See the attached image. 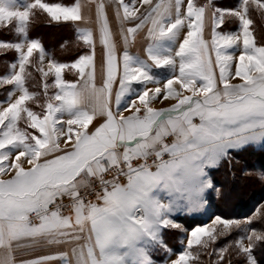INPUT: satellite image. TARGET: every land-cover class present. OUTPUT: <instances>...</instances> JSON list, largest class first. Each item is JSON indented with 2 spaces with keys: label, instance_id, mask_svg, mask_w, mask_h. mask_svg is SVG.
Instances as JSON below:
<instances>
[{
  "label": "snow or ice",
  "instance_id": "obj_1",
  "mask_svg": "<svg viewBox=\"0 0 264 264\" xmlns=\"http://www.w3.org/2000/svg\"><path fill=\"white\" fill-rule=\"evenodd\" d=\"M137 2L141 6L149 5L148 10L138 15ZM14 3L15 0H0V26L15 21V33L22 37L20 42L0 41V51L14 50L18 54L16 61L10 63L9 72L0 77V87L13 86L8 99L0 102V177L14 173L11 179L0 178V264H14V249L30 246L26 241L41 239L49 244L83 239V244L72 249L75 264H153L151 250L160 247L170 251L163 243L162 229L179 227L169 219L170 215L181 207L189 212L203 207V193L212 187L205 169L227 159L229 150L264 143V47L256 46L250 31L253 22L248 18L250 4L264 12V0H242L237 10L215 8L210 43L203 39L202 33L205 12L212 7V0L205 6L187 0L183 15L184 0H158L155 4L153 0H109L116 5L125 45L129 36L134 37L150 24L148 38L152 43L147 48L148 60L157 68L167 66L173 70L163 89H145L130 101L124 110L134 108L135 112L127 117L120 111L121 101L132 94L133 84L152 82L153 76L146 61L130 56L127 51L122 57L120 73L103 0L96 7L99 42L105 49L107 67L103 86L97 89L93 83L94 54L80 56L71 65L50 62L48 68L55 75L51 86L59 91L47 97L49 85H44L46 103L42 113L26 106L36 96L25 86L31 75L30 58L38 52L41 64L44 59L39 41L27 39L30 14L39 9L53 21L61 18L78 21L82 19L81 5L79 0L72 7L34 0L19 11L13 10ZM226 13L239 19L238 33L216 31ZM129 20L138 22L125 33L123 23ZM185 23L187 36L178 51L174 56L162 55V51L170 52L164 42L175 41ZM80 38L94 49L92 31L81 30ZM241 42L242 51L231 78H239L243 83L231 84L229 70L234 56L227 49L238 47ZM176 57L178 75H175ZM69 67L84 81L79 89L75 83L62 79V72ZM38 70L44 77L49 74L42 67ZM117 79L118 118L110 109ZM218 83L223 87L219 88ZM176 84L190 95L174 89ZM16 92L20 94L13 101ZM162 93L164 100L173 99L177 103L168 109L155 110L150 102ZM53 100L59 103L54 104ZM86 101H93L91 112L86 110ZM5 103L7 107H3ZM138 103L143 108L142 115ZM65 113L69 116L67 127L58 128L63 122L57 114ZM96 115H103L106 120L89 133L88 126ZM197 118L199 123H194ZM22 120L24 129L19 127ZM28 128L39 135L27 131ZM61 136H67L64 143L70 144V148H60ZM168 136L175 138L171 144L164 142ZM165 154L168 159H164ZM152 156L155 159L148 164ZM140 160L144 162L134 166L133 162ZM23 163L30 167L25 169ZM110 171L114 173L113 179L105 180L104 174ZM121 176L126 178V183L119 182ZM92 178L101 187L96 193L99 204L86 203L80 194L82 187L91 185ZM64 197L72 202V215L61 212L63 205L57 201L62 202ZM214 224L228 229L236 222L217 217ZM214 231L215 228L210 231L207 227H196L187 239V248L192 249L194 244L207 247L216 239ZM203 237L208 240H202ZM253 237L255 241L264 240V235L253 232L247 237L248 247L242 241L237 242L248 264H256L252 257ZM226 250H220L219 260H223ZM194 258L190 251H184L172 264H189ZM55 259L72 264L67 254L44 256L21 264H47Z\"/></svg>",
  "mask_w": 264,
  "mask_h": 264
},
{
  "label": "trees",
  "instance_id": "obj_2",
  "mask_svg": "<svg viewBox=\"0 0 264 264\" xmlns=\"http://www.w3.org/2000/svg\"><path fill=\"white\" fill-rule=\"evenodd\" d=\"M48 4H60L70 7L73 0H43ZM65 2L68 5L62 4ZM197 6L208 4V0H195ZM239 0H212V8L222 10H236ZM39 13V12H38ZM43 21H32L38 16L37 12L30 14L28 23L27 39L39 41L44 52L52 62L59 64H72L80 56L86 53L84 45L79 41L75 28L69 24H53L44 13ZM248 18L252 20L250 29L253 33L257 46H264V12L258 11L255 6H249ZM224 27L219 30L231 32L236 30L237 24L234 18L226 17L223 22ZM0 40L9 42H19L20 37L11 27L0 30ZM48 43L54 46H48ZM9 54L3 53L0 56V77L6 75L10 69V63L16 61L14 50ZM28 72L31 73L26 79V87L30 93H35V99L27 102V107L37 113L43 112V105L46 103L45 83L38 72V59L34 54ZM5 95L3 96V94ZM8 93V89L0 91V100H3ZM47 97H49L47 91ZM24 129V127H20ZM211 182L217 192L214 195L208 192L206 202L212 211V216L219 217L225 221L241 222L250 220V232L264 235V216L254 220L252 217L258 211L261 202L264 201V145L260 149L246 148L239 152L229 153L227 159H223L219 166L208 172ZM85 190V189H84ZM175 221L185 227L186 230H193L195 226L204 224L201 218H189L186 216L177 217ZM244 228L233 229L228 235H219L214 243L209 242L207 247L197 246L192 249L193 257L191 264H248L247 256L239 252L237 242L245 236ZM230 230V229H229ZM228 230V231H229ZM163 243L168 249L179 253L182 251L180 245L181 235L174 230H164ZM254 240V239H253ZM255 241V240H254ZM227 249L223 254V260H219L220 250ZM161 255L153 253L155 260L162 261L165 251L160 248ZM157 253V252H156ZM252 257L256 264H264V240L255 241L252 248Z\"/></svg>",
  "mask_w": 264,
  "mask_h": 264
},
{
  "label": "rangeland",
  "instance_id": "obj_3",
  "mask_svg": "<svg viewBox=\"0 0 264 264\" xmlns=\"http://www.w3.org/2000/svg\"><path fill=\"white\" fill-rule=\"evenodd\" d=\"M153 1H155V0H153ZM34 2V0H15V3L12 5V8H13V10H19V11H23L24 10V7H25V5L26 4H28V3H33ZM98 2H100V0H96V2H92V4L95 6V7H97V3ZM184 2H186L187 3V0H184ZM80 3V5H81V17H82V19L81 20H78L77 21V26H78V28H79V35H80V37H81V30H88V22H90V16H92L94 19H95V22L97 23V16H96V9L95 10H93V9H89V8H87V1L86 0H83L82 2H79ZM103 3L105 4V8L108 6V8L109 9H105V13H106V15H107V17H108V20L109 19H113V20H117V18H116V5L114 4V3H109V0H103ZM62 4H65V5H68V4H66L65 2H63ZM154 4V3H153ZM64 6V5H63ZM136 7L137 8H139V13H138V15H140V14H143V13H145L147 10H148V8H149V5H143V6H141L140 5V3L139 2H137L136 3ZM211 9L212 10H214L212 7H211ZM93 10V11H92ZM33 12H37V15H40L39 13H43V11L42 10H39V9H34V10H32V13H31V15L33 14ZM39 12V13H38ZM121 15H122V13H121ZM226 17H228V19L229 18H233V16H230V15H228L227 13L225 14V16H224V20H225V18ZM45 19V17L44 16H42V15H40V16H38L37 17V19H36V16L35 17H33V19H32V21H43ZM61 20H63L62 18H61ZM224 20H223V22H224ZM60 21V20H59ZM135 20H129V21H127V27L126 28H129V27H132V25L135 23V22H138V21H135ZM207 21V20H206ZM16 22H13V23H10L9 24V28H11V27H13L14 28V26L16 27V24H15ZM126 24V23H125ZM207 28H208V31H209V35H210V29H211V33H212V24L209 22V21H207ZM6 25V24H5ZM5 25H3V26H0V30H3V28L5 27ZM97 26H98V29H99V25H98V23H97ZM113 26H118L117 24H115V25H113ZM221 27H224V25L222 24V26H220L219 28H218V30H216L218 33H222V34H227L225 31L224 32H222L221 30H219ZM110 31H111V33H112V41L115 43V50H116V56L117 57H119V55H121L120 57H123V54H124V52L125 51H128V50H133L134 48H135V46L137 45V46H140V45H142V44H147L148 43V41L150 40V39H148V38H146L144 41H143V43L141 42H135L134 41V39H133V36H129L128 37V42H127V45H125V41H124V38H123V35L122 34H120V35H118V33H117V31H116V28H110ZM185 34H187V32L185 31V29L182 27L181 28V30H180V32H179V34L177 35V37H176V39H175V41H173V45H174V47H175V49H178L179 48V46H180V44L183 42V39H184V35ZM208 35V36H209ZM93 39H94V49L92 48V47H90L89 45H87V44H85L84 43V41H83V39H81V38H79V41L84 45V47H85V49H87L86 51H88V50H90L89 51V53L91 54V51H97V52H95V53H99V55H101L102 57H97V58H94V61H95V64H98V65H102V67H106V58H104L105 57V49L103 48V46L100 44V42H99V30H97L96 32H95V35L93 36ZM95 39H97V40H95ZM210 41H211V39H209L208 41H206V42H209L210 43ZM166 42V41H165ZM148 44H150V43H148ZM168 44L170 45V43L168 42ZM47 45L48 46H54V44H51V43H48V41H47ZM171 48V47H170ZM11 51H9V50H6V51H0V56H2L3 55V53H5V54H9ZM227 52H228V54H231V55H233L234 56V60L232 61V62H230V65H231V63H233V62H236L237 61V56H236V51H235V47H233V48H229V49H227ZM88 53V54H89ZM94 53V54H95ZM163 53H165V52H161V54L163 55ZM36 55V57H37V59H38V69L39 68H43V71L44 72H48L49 74H48V76L47 77H44L43 75H42V72L41 71H39L38 70V72H39V74H40V76H41V79L43 80V82L45 83V84H47V85H49V87H48V89H47V91H48V94H49V97H52V96H54L57 92H58V90L56 89L55 90V87H52L51 85H53V79L55 78V75H54V72H52V71H50L49 70V68H48V65H49V63H50V61H49V57L48 56H46V54H44V59H43V62H42V64H41V62H40V59H39V53L38 52H34L33 53V55ZM87 53H85V54H83L82 56H84V55H86ZM211 56H212V59L214 60V58H215V53L214 52H212L211 53ZM118 58V60H122V58ZM132 57H134V56H132ZM32 58V57H31ZM49 58V59H48ZM140 60H143V61H146L147 63H149L148 62V59L147 58H140V57H138ZM176 59V62H177V67H176V75H178L179 74V72H178V65H179V58L178 57H176L175 58ZM121 66L123 67V64L121 63ZM151 68L153 69L151 72H150V70H149V73H150V75H152L153 76V81L152 82H156L157 81V83H165L166 81H167V79H169L171 76H172V72H173V70L171 69V68H169V67H167V66H164V67H160V68H157V67H154V65H151ZM100 70L98 71L96 68H95V70H94V74H95V76H96V78L94 79V83H97V82H103L104 81V79H106V76H105V74H104V72H103V70L101 69V68H99ZM65 70V69H64ZM66 71V70H65ZM69 71L71 72L72 71V73H70V72H67V73H65L67 76H69V77H73L74 76V78H77L76 79V81L80 78V76H79V73L75 70V69H72V68H69ZM85 71H87V69L85 70ZM158 71H160V72H158ZM215 74H216V76H217V78H218V76H219V69L217 68V69H215ZM232 72H231V66H230V70H229V82H231V80L233 79V78H231L232 77ZM99 76H100V79H99ZM51 79H52V82H51ZM100 84V83H99ZM199 84H200V82L199 81H197V86H199ZM136 85V87H144V86H147V87H149L150 85H151V82H145L144 84H135ZM10 86H12V85H5V86H3V87H0L1 89H0V91H5L8 87H10ZM101 86V85H100ZM218 87L219 88H222L223 86H222V84H219L218 83ZM173 88L174 89H176L177 91H180V92H182L183 93V95H190V93H188V92H183V90L182 89H180V87H179V85L178 84H176V85H173ZM115 91H117V90H115ZM139 91V89H133V91H132V94L131 95H126V98H132L133 96V93H136V92H138ZM141 92V91H140ZM19 92H16L15 93V95H13V97H12V100L14 101L16 98H18V96H19ZM5 95V93L3 94V96ZM152 95V93L150 92V96ZM132 96V97H131ZM135 97H137V94L133 97V98H135ZM194 99H200V97H194ZM151 101H154V102H150V106L151 107H157V108H162V109H168V108H171L172 107V105H170V104H174L175 102H176V100H173V99H168V100H164L163 99V93L161 94V96H159V97H156L155 99H153V100H151ZM52 103H54V104H57V103H59V102H57V101H51ZM168 107H167V106ZM170 105V106H169ZM8 105L5 103V104H3V107H7ZM166 106V107H165ZM164 107V108H163ZM161 109V110H162ZM86 110H88L89 112H91V110L90 109H86ZM130 113V112H129ZM123 114V113H122ZM125 114H127V113H125ZM141 115L143 114V108L141 107V113H140ZM58 115V117H60L61 118V120H62V125H57V127L59 128V127H64L65 129H66V127H67V125H66V121H67V119L69 118V116L65 113V114H63V115H61V114H57ZM98 117H100V115H96L95 116V118L93 119V120H97L98 119ZM97 118V119H96ZM194 123H199V120H198V118L197 119H195L194 120ZM73 128H74V130H75V128H76V126H73ZM88 128H89V126H88ZM88 130V129H87ZM27 131H29V132H32L33 134H36V135H39L38 133H36L35 132V130H33V129H30V128H28L27 129ZM67 139V136H61L60 138H59V144H60V147H61V149L62 148H65V147H67L66 145H65V143H64V141ZM174 137L173 136H168V137H166L165 138V142H167L168 144H171L173 141H174ZM73 140H74V138H73ZM70 145V144H69ZM153 158L152 159H148V163L149 164H152L153 163V161H154V159H155V157L154 156H152ZM165 158H168L167 156H164V159ZM22 161H23V158H22ZM140 161H142V160H140ZM135 162H137V161H135ZM10 163V162H9ZM23 167H25V169H27L28 167H30L29 165H27L26 163H23V165H22ZM210 170H208V172H209ZM208 172H206V179H208V180H210V182H211V179H210V176H209V174H208ZM14 173H10V174H8V175H4L3 177H0V178H3V179H11L12 178V175H13ZM211 184H212V187L211 188H209V189H206L205 190V192L203 193V201H204V203H203V207L200 209V211H197V212H189L187 209H185V208H177L171 215H170V217H169V219H171L175 224H177V225H179V227H177V228H168V229H166V228H164V230H168V231H171V230H174L175 232H177V233H179V235H181V240H180V244H182L183 243V246H182V250H184V251H192V249H194V248H196L197 246H200V245H197V246H194V247H192V249H188L187 248V239H188V237L190 236V231H192V230H190V231H188V230H186L185 229V227H183V226H181V224H179L178 222H176L175 221V218H177V217H180V216H186V217H189V218H193V217H195V218H201V219H203L204 220V224L203 225H200L201 227H207L210 231L213 229V228H215V231L213 232V235L216 237V239H215V241L214 242H216L217 240H218V238H219V236H216L218 233H219V235H228L231 231H233V229H238L239 227L240 228H244V229H246L247 231H245V236H243L239 241H242L243 242V245H244V247H248V245H249V240L247 239V237L248 236H250V235H252V232H250L248 229H250V227H249V225H250V220H243V221H241V222H236V224H233L230 228H228V229H225L224 227H223V225H217V224H214V221L216 220V216H212V211H211V209L209 208V206H208V204H207V202H206V196H207V194H208V192H211V193H213L214 195L216 194V192H217V190H216V188L214 187V185H213V183L211 182ZM206 206H208V208L210 209V211L209 210H207L206 209ZM70 213V212H69ZM69 213H66V214H63V215H67V214H69ZM182 214V215H181ZM264 216V201H262L261 202V205L259 206V209H258V211L254 214V216L252 217L254 220H258V219H261L262 217ZM200 226H195L194 228H193V230L196 228V227H200ZM230 229V230H229ZM244 229H243V232H244ZM163 230V229H162ZM229 230V231H228ZM162 233H163V231H162ZM161 233V234H162ZM221 233H223V234H221ZM253 239L255 240V237H253ZM202 240H208V237H203L202 238ZM214 242H211V243H214ZM160 249V247H157L156 249H154V250H151L150 252H152V253H154V254H156V255H161V251H158ZM162 250H163V252L165 251V249L164 248H161ZM183 251V252H184ZM157 252V253H156ZM192 254V253H191ZM174 257H176V256H174ZM190 260H192V259H190ZM190 260H189V264H191V262H190ZM175 261V260H174ZM173 262V261H172ZM172 262L170 263V264H172Z\"/></svg>",
  "mask_w": 264,
  "mask_h": 264
},
{
  "label": "crops",
  "instance_id": "obj_4",
  "mask_svg": "<svg viewBox=\"0 0 264 264\" xmlns=\"http://www.w3.org/2000/svg\"><path fill=\"white\" fill-rule=\"evenodd\" d=\"M83 0H79V2H82ZM87 1V8H89V9H93V10H95L96 9V7L92 4V2H91V0H86ZM156 2H158V0H155V1H153V3L155 4ZM193 2H194V4L197 6V4L195 3V0H193ZM241 2H242V0H239V4H238V6H237V8H236V10L239 8V6H240V4H241ZM77 3V0H73V4H72V6H75V4ZM50 5H56V4H50ZM60 5V4H59ZM186 5H187V3L186 2H184V6L182 7V9H181V13H182V15L186 12ZM205 5H207V4H204V5H202V6H205ZM62 6V5H61ZM72 6H70V7H72ZM249 6H252L251 4L249 5ZM254 6V5H253ZM105 9H109L108 8V6L105 8ZM92 10V11H93ZM212 12H213V10L211 9V7L210 8H207L206 9V12H205V18H204V28H203V33H202V37H203V39L205 40V41H208L209 39H211V29H210V35H209V31H208V28H207V21H209L211 24L213 23V20H212ZM47 17H48V19L53 23V24H69V25H72L74 28H75V30H76V32H77V34H78V37L80 38V35H79V28H78V26H77V21H64V20H60V21H53L49 16H48V14L47 13H45V12H43ZM175 18V14H174V10H173V19ZM234 19H235V21H236V24H237V28H236V30H234V31H231V32H226L227 34H234V33H238L239 31H240V22H239V19L237 18V17H233ZM207 20V21H206ZM136 21V20H135ZM134 21V22H135ZM13 22H15V21H12V23ZM108 23H109V28H116V31H117V33H118V35H120L121 34V24L117 21V20H113V19H109L108 20ZM126 23V24H125ZM137 22H135L133 25H132V27H134L135 26V24H136ZM16 24V23H15ZM115 24H117L118 26H113V25H115ZM129 25V24H128ZM127 21H125L124 23H123V29H124V32L126 33V30H127ZM8 26H9V24H6L5 25V27L3 28V29H5V28H8ZM88 30H90V31H92V33H93V36L95 35V32L97 31V30H99L98 29V26H97V23L95 22V19L92 17V16H90V22H88ZM151 25L149 24V25H146L143 29H141V30H139V31H137V33L134 35V37H133V39H134V41L135 42H142L143 43V41L146 39V38H148V28L150 27ZM183 28L185 29V31L187 32L188 31V28H187V23H185V25L183 26ZM219 28V27H218ZM218 28L216 29V30H218ZM250 31H251V29H250ZM252 32V31H251ZM209 35V36H208ZM186 36H187V34H185L184 35V38H186ZM254 37V36H253ZM149 39V38H148ZM22 40V37H20V40H19V42ZM95 40H97V39H95ZM1 41V40H0ZM28 41H31V40H29L28 39ZM168 42L169 41H166V42H164V45H165V47H168L169 49H170V52H167V53H163V55H173L174 56V54H175V52L176 51H178V49H175V47H174V45H173V41L172 42H169L170 43V45L168 44ZM148 43H152V41L151 40H149L148 41ZM142 44V45H140V46H135V48L133 49V50H128L127 51V53L130 55V56H134V57H140V58H147L148 59V56H147V48H148V46L150 45V44ZM257 46V45H256ZM171 47V48H170ZM258 47H264V46H258ZM88 49V48H87ZM3 51H6V50H3ZM89 51L90 50H88V51H86V55H93L95 52H97V51H91V54L89 53ZM235 51H236V56H237V61L236 62H233V63H231V72H232V74H234V72H235V64L238 62V56L241 54V51H242V42L240 43V45L238 46V47H235ZM16 53V52H15ZM89 53V54H88ZM44 54H46L45 52H44ZM17 53H16V59H17ZM46 56H47V54H46ZM121 55H119V57H120ZM97 57H102L101 55H99V53H95L94 54V58H97ZM119 57H117V58H119ZM104 58H106V56L104 57ZM120 58H122V57H120ZM49 59V58H48ZM49 61L50 62H52L50 59H49ZM119 62H120V73L122 74V70H123V67L121 66V63H122V60L120 59L119 60ZM148 64L150 65V72L153 70L152 68H151V65H152V63H151V61H149L148 60ZM71 65V64H70ZM155 67V66H154ZM70 68V67H69ZM69 68H65V70L62 72V79L65 81V82H67V83H75L76 85H77V88L79 89L82 85H83V83H84V81L83 80H81V78H79L77 81H76V79L77 78H74V76L73 77H69V76H67L65 73H67V72H70L69 71ZM95 68L99 71L100 69L99 68H101L102 70H103V72H104V74H105V76L107 75V67H102V65H98V64H95V61H94V70H95ZM10 70V69H9ZM9 72V71H8ZM88 72V69H87V71H86V73ZM158 72H160V71H158ZM70 73H72V71L70 72ZM98 75V74H97ZM96 75V76H97ZM175 75H176V70H175ZM96 76H95V74H94V79L96 78ZM172 76H173V72H172ZM171 76V77H172ZM170 77V78H171ZM99 79H100V76H99ZM54 81H55V78L53 79ZM54 81H53V84H54ZM51 82H52V79H51ZM93 83H94V81H93ZM100 83V84H99ZM166 83V82H165ZM231 84H241V83H243V81H241L239 78H235V79H232L231 80V82H230ZM94 85H95V87L97 88V89H99V88H101L102 86H103V82H97V83H94ZM101 85V86H100ZM163 85H164V83L162 84V83H157V81L156 82H151V85L149 86V87H147V86H144V87H136V85L135 84H133L132 85V89H139V91L138 92H136V93H133V97L136 95V94H138L140 91L142 92V91H144L145 89H155L156 87H160L161 89H163ZM118 86H119V79H117V81L114 83V85H113V90H112V98H111V103H110V109H111V111L113 112V114L114 115H117V118H118V114H117V108H116V105H115V93H116V91L115 90H118ZM1 89V88H0ZM8 89V93L10 92V91H12V89H13V86H10V87H8L7 88ZM57 88H55V90H56ZM58 91H59V89H57ZM8 93L6 94V97L3 99V100H0V102H3V101H6L7 99H8ZM131 96V97H132ZM126 98V96L123 98V100L121 101V105H120V111L123 113V115L124 116H131L134 112H135V109L133 108L131 111H125L124 109L125 108H127L128 106H129V103H130V101L132 100V99H137V97H135V98ZM151 102H154V101H151ZM93 103V101H86V105H85V107H86V109H90L91 110V104ZM155 103V102H154ZM175 103H177V101L175 102ZM174 103V104H175ZM156 104V103H155ZM26 105H27V103H26ZM170 105H173V103L172 104H170ZM169 105V106H170ZM167 106V105H166ZM165 106V107H166ZM137 107H142L141 105H139V103L137 104ZM168 107V106H167ZM164 108V107H163ZM154 109L155 110H161L162 108H157V107H154ZM130 112V113H129ZM125 113H127V114H125ZM97 119V118H96ZM105 120H106V117L105 116H103V115H100V117H98V119L97 120H93L92 121V123L91 124H89V128H88V132L89 133H91V132H93L97 127H99L102 123H104L105 122ZM26 127V125H25V123H24V121L22 120V121H20L19 122V127ZM74 138V137H73ZM165 142V141H164ZM165 143H167V142H165ZM263 145H264V143H261V144H255V145H248V146H245L244 148H242V149H240V150H229V153H231V152H239V151H241V150H243V149H246V148H253V149H260L261 147H263ZM67 147H71V145H68ZM61 148V147H60ZM62 149H65V148H62ZM120 151H122V149H120ZM165 156H167V154H165ZM168 157V156H167ZM222 161V160H221ZM220 161V162H221ZM220 164V163H219ZM219 164L217 165V166H215V167H208V168H206L205 169V172H208V170H212V169H215V168H217L218 166H219ZM88 187H82L81 189H80V192L81 191H83L84 189H87ZM94 203H97V204H99V203H101V201H98V200H95V201H93ZM206 209L207 210H209L210 211V209L208 208V206H206ZM68 215H72V212H70L69 214H67V215H65V216H68ZM182 215V214H181ZM180 217H182V216H180ZM201 227V226H200ZM166 229H168V228H166ZM162 231H164V229L162 230ZM191 232V231H190ZM163 234V233H162ZM83 235V234H82ZM25 243H28L30 246H28V247H25V248H21V249H14V251H13V253H12V255H13V257H14V264H21V261H26V260H35V259H38V258H40V257H44V256H57V255H59V254H67V258H68V260L69 261H71L72 262V264H75V261H74V258H73V256H72V249L77 245V244H83L84 243V241H83V239H81L79 242H76V241H67V242H62V243H51V244H49V243H47L45 240H43V239H41V240H39L38 242H31V241H26ZM181 243V242H180ZM181 246H183V243L182 244H180ZM194 246H197L196 244H194L193 245V247ZM168 249V248H167ZM168 250H170V249H168ZM183 251L184 250H182L181 252H179V253H176V252H173V251H166L165 250V257H164V259L162 260V261H160V260H155L152 256H153V253L152 252H150V258H151V260L153 261V264H170L172 261H174V260H176V259H178V256L181 254V253H183ZM174 256H176V257H174ZM190 262H191V260H190ZM47 264H64V262L62 261V260H60V259H55V260H51V261H48L47 262Z\"/></svg>",
  "mask_w": 264,
  "mask_h": 264
},
{
  "label": "built area",
  "instance_id": "obj_5",
  "mask_svg": "<svg viewBox=\"0 0 264 264\" xmlns=\"http://www.w3.org/2000/svg\"><path fill=\"white\" fill-rule=\"evenodd\" d=\"M153 157H149V159H152ZM168 159V158H165ZM144 161H137V162H133L134 166H138L140 163H143ZM148 163V161H147ZM149 164V163H148ZM114 176V173L112 171L107 172L104 174V179L105 180H112ZM119 182L120 183H126V178L121 176L119 177ZM101 191V187L99 184V181L96 180L95 178L91 179V185L88 186L87 189L83 190L80 192L81 196L84 198L85 202L87 203L88 201H95L96 199V193ZM58 204L62 203V208H61V212L62 214H66L71 212V200L68 197H64L62 202L60 200L57 201Z\"/></svg>",
  "mask_w": 264,
  "mask_h": 264
}]
</instances>
